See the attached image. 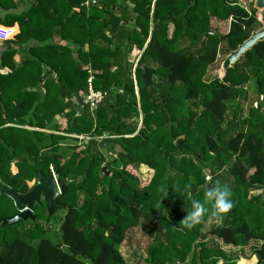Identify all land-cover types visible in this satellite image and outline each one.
I'll return each instance as SVG.
<instances>
[{
  "label": "trees",
  "instance_id": "trees-1",
  "mask_svg": "<svg viewBox=\"0 0 264 264\" xmlns=\"http://www.w3.org/2000/svg\"><path fill=\"white\" fill-rule=\"evenodd\" d=\"M7 2L0 24L18 30L0 41V183L26 193L52 167L54 203L65 214L59 242L46 237L43 200L34 220L0 224V264H127L120 245L144 221L155 236L148 264L249 258L221 244L249 246L264 264V41L224 75L209 74L260 27L256 8L239 0H36L13 13ZM212 19L229 21L228 30ZM250 82L256 105L243 112ZM89 84L105 93L93 112L82 102ZM141 165L152 175L140 186L128 167ZM217 182L231 189L226 214L205 200ZM193 199L209 211L186 229ZM17 213L0 195V218Z\"/></svg>",
  "mask_w": 264,
  "mask_h": 264
},
{
  "label": "rangeland",
  "instance_id": "rangeland-1",
  "mask_svg": "<svg viewBox=\"0 0 264 264\" xmlns=\"http://www.w3.org/2000/svg\"><path fill=\"white\" fill-rule=\"evenodd\" d=\"M239 2L245 6L246 8H249L250 5L254 6V0H239ZM257 10V16L259 18V10ZM219 21H213V28L218 29L219 31H222V33H224L227 29V22L226 21H222L219 24H221V26H218ZM137 54V51H135L132 54L131 60H135V55ZM221 55V54H220ZM224 59V58H223ZM222 59V60H223ZM221 63L218 66V68L216 70H210L209 74H211V77L213 76H220V69ZM253 84L250 82V84H247L245 86V96L243 98V95L240 97L241 98V108L244 111L247 110L248 107H250L251 105H255L256 104V94L253 91ZM84 96H82L83 101L84 102ZM73 100L75 101V98H73ZM239 102V98H237L235 101L230 102V110H232L234 108V106H236V104ZM85 103V102H84ZM230 116V115H229ZM79 136H85V135H79ZM78 136V137H79ZM87 137V136H85ZM76 139V138H75ZM79 139V138H78ZM67 142L75 144L76 141L71 139L68 140ZM80 142V139H79ZM63 144H65V142H63ZM117 148V147H116ZM12 169L15 172L16 168L14 165H12ZM128 169L135 175L138 176V178L140 179V186L144 185L151 177L152 175V170L148 169L145 166H140L139 168L135 169V168H130L128 167ZM35 180L33 181H29L28 185L30 187H32V185H34ZM65 214V210L64 209H55V211L49 215V220L48 221H42L41 223L43 224L44 228L47 230L46 233V237L51 239L53 242H59L60 241V232H59V226L61 224V220L63 218ZM148 223L147 222H143L140 223L139 225L127 230V232L125 233L124 239L120 245V252L123 256V258L125 259L127 264H148L145 261L146 258V249L149 246V244L154 240V235L152 233L149 232V229H147ZM251 245H254V243H251ZM222 248L225 251H233L235 254H239L240 256H247L249 258L245 259V258H240L237 264H255L256 263V257L255 256H251L250 255V251H249V246L244 247L243 249H239V248H234L231 246H225L223 244H221Z\"/></svg>",
  "mask_w": 264,
  "mask_h": 264
},
{
  "label": "water",
  "instance_id": "water-1",
  "mask_svg": "<svg viewBox=\"0 0 264 264\" xmlns=\"http://www.w3.org/2000/svg\"><path fill=\"white\" fill-rule=\"evenodd\" d=\"M101 0H95L93 3H99ZM254 6L259 10L260 27L253 30L247 39L237 46L235 50L228 52L221 61L220 76L224 75L225 71L233 66L234 62L244 53L251 49L254 44L259 41H264V0H254ZM102 170H105V165H102ZM58 183L52 172L44 175L43 173L36 174V183L26 192L18 193L3 183H0V195L10 197L17 209L18 213L11 217L0 218V224L8 222L9 224L17 223L21 220H34L32 211L35 204H41L44 201L48 215H51L57 209L54 200L58 195Z\"/></svg>",
  "mask_w": 264,
  "mask_h": 264
},
{
  "label": "clouds",
  "instance_id": "clouds-1",
  "mask_svg": "<svg viewBox=\"0 0 264 264\" xmlns=\"http://www.w3.org/2000/svg\"><path fill=\"white\" fill-rule=\"evenodd\" d=\"M190 187V184H185V190L190 189ZM231 195V189L228 185H222L217 182L215 186L208 187L205 192V200L215 209V213L213 214H226L233 208ZM208 211L209 209L205 207L204 202L193 199L190 210L181 220L182 226L186 229H192L201 222Z\"/></svg>",
  "mask_w": 264,
  "mask_h": 264
},
{
  "label": "built area",
  "instance_id": "built-area-1",
  "mask_svg": "<svg viewBox=\"0 0 264 264\" xmlns=\"http://www.w3.org/2000/svg\"><path fill=\"white\" fill-rule=\"evenodd\" d=\"M95 0H84L83 5L85 7H88L90 3H93ZM14 33V30L9 27H5L0 25V41L6 40L11 37V35ZM217 59H221L220 53H217L216 56ZM90 81V79H89ZM84 104H86L91 112H93L96 109V106L101 102V100L104 98L105 93H102L100 91H96L92 89L91 85L89 84L88 90L84 94ZM83 95V96H84ZM256 105V104H255ZM80 140H87L88 137L85 136H79ZM52 172V167H50ZM53 173V172H52ZM54 174V173H53ZM55 176V175H54ZM206 180L209 179V176L206 175Z\"/></svg>",
  "mask_w": 264,
  "mask_h": 264
},
{
  "label": "crops",
  "instance_id": "crops-1",
  "mask_svg": "<svg viewBox=\"0 0 264 264\" xmlns=\"http://www.w3.org/2000/svg\"><path fill=\"white\" fill-rule=\"evenodd\" d=\"M11 1H12V3L14 4V8L10 9V11H12L13 13H20V12H22L23 10L27 9L29 6H31L36 0H11ZM5 3H6V5H8L7 0H5ZM74 10L77 11V8H74ZM0 14H1V15L4 14V11H3L2 9H0ZM213 21H218V20H216V19H212V20H211V25H212V26H213ZM220 22H222V21H219V22H218V24H217L218 26H221V24H219ZM226 22H227V29H226V31H227V30H228V26H229V21H226ZM0 25L5 26V25H3V24H0ZM6 27H7V26H6ZM213 27H215V26H213ZM12 29L16 32V31L18 30V29H17V25L12 26ZM226 31H225V32H226ZM220 32H222V31H220ZM225 32H224V33H225ZM54 40H55L56 42H60V43H62V41H60V39L57 38V37H54ZM2 45H3V43L0 42V52H1V50H2ZM24 56H25L24 52L20 49V50L18 51V53L15 55V57H14V61H15L17 64H19L21 58L24 57Z\"/></svg>",
  "mask_w": 264,
  "mask_h": 264
}]
</instances>
